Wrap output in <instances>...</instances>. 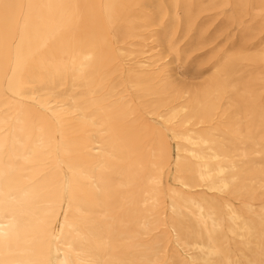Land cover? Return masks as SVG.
<instances>
[{
	"label": "bare ground",
	"instance_id": "6f19581e",
	"mask_svg": "<svg viewBox=\"0 0 264 264\" xmlns=\"http://www.w3.org/2000/svg\"><path fill=\"white\" fill-rule=\"evenodd\" d=\"M0 264H264V0H0Z\"/></svg>",
	"mask_w": 264,
	"mask_h": 264
},
{
	"label": "rangeland",
	"instance_id": "374dc122",
	"mask_svg": "<svg viewBox=\"0 0 264 264\" xmlns=\"http://www.w3.org/2000/svg\"><path fill=\"white\" fill-rule=\"evenodd\" d=\"M176 67V65H174ZM177 78L185 84H198L202 82V79L197 76V71H188L184 68L176 69ZM53 258L56 259V255L53 254Z\"/></svg>",
	"mask_w": 264,
	"mask_h": 264
}]
</instances>
